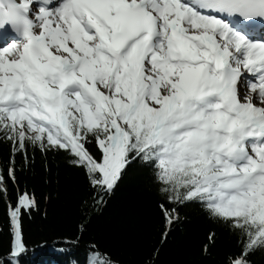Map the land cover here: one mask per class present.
<instances>
[{
  "label": "snow or ice",
  "instance_id": "1",
  "mask_svg": "<svg viewBox=\"0 0 264 264\" xmlns=\"http://www.w3.org/2000/svg\"><path fill=\"white\" fill-rule=\"evenodd\" d=\"M0 142L11 148L0 169L9 235L0 264H23L30 251L23 220L39 202L21 190L16 165L37 155L46 168L64 157L84 172L88 212L146 169L164 222L157 255L180 209L196 207L239 238L226 264H255L264 0H0ZM92 249L89 264H114Z\"/></svg>",
  "mask_w": 264,
  "mask_h": 264
},
{
  "label": "trees",
  "instance_id": "2",
  "mask_svg": "<svg viewBox=\"0 0 264 264\" xmlns=\"http://www.w3.org/2000/svg\"><path fill=\"white\" fill-rule=\"evenodd\" d=\"M10 160L9 144L0 142V169ZM21 165L23 157L18 156L21 190L26 186L39 202V210L23 220L30 249L23 264H89L93 245L114 264H226L239 249V238L223 224L213 222L202 209L187 207L180 209V220L157 255L164 222L146 169L133 170L101 211L88 212L94 192L84 172L64 157L55 158L50 168L39 155L34 165ZM16 195L12 189L13 200ZM5 216L0 199V250L9 241ZM210 233H215L214 243ZM254 261L264 264V254Z\"/></svg>",
  "mask_w": 264,
  "mask_h": 264
}]
</instances>
